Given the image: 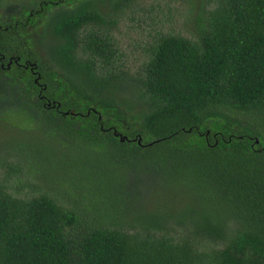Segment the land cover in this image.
<instances>
[{
	"label": "trees",
	"instance_id": "obj_1",
	"mask_svg": "<svg viewBox=\"0 0 264 264\" xmlns=\"http://www.w3.org/2000/svg\"><path fill=\"white\" fill-rule=\"evenodd\" d=\"M137 1L0 4V106L54 128L21 145L59 193L0 183V264H264V0H184L188 37L118 74Z\"/></svg>",
	"mask_w": 264,
	"mask_h": 264
},
{
	"label": "rangeland",
	"instance_id": "obj_2",
	"mask_svg": "<svg viewBox=\"0 0 264 264\" xmlns=\"http://www.w3.org/2000/svg\"><path fill=\"white\" fill-rule=\"evenodd\" d=\"M5 2L6 0H0V4ZM187 8L184 0H138L130 9L122 11L116 19L115 26L110 30L116 49L112 69L118 74L139 73L149 57L153 42L160 34L188 37L193 17ZM42 51L45 57L51 58L43 47ZM116 85L118 94L121 93V86L122 90L125 89L124 95L127 94V82L120 80ZM1 107L0 183L7 191L18 196L36 195L43 191L42 189H46L48 194L59 195L55 187L42 185L39 178L43 170L42 165L36 167L38 177L32 172L28 173L27 168L32 165L29 164L27 152L21 145L25 139L30 152L34 144L39 145L42 140L46 143L48 141L57 143L54 128L39 121H28L29 118L24 113L18 112L20 116L22 114L25 117V120L21 121L22 118L19 115H9L4 111V107ZM248 119L254 121L251 116H248ZM255 126L260 129L256 123ZM58 203L61 204L60 201Z\"/></svg>",
	"mask_w": 264,
	"mask_h": 264
},
{
	"label": "flooded vegetation",
	"instance_id": "obj_3",
	"mask_svg": "<svg viewBox=\"0 0 264 264\" xmlns=\"http://www.w3.org/2000/svg\"><path fill=\"white\" fill-rule=\"evenodd\" d=\"M12 59V57H8L5 61H4V57L3 56H0V61H2V62H0V66H2L4 63H5V67H9V65L11 64V63H14V61H13V59ZM13 61V62H12ZM4 62V63H3ZM18 65H21L22 64V66H23V68H24V70L25 69H29L30 71H31V73L32 72H34V70L32 69L34 66H31V64L32 63H27L26 62V60H24L21 64L20 63H17ZM46 101L45 100H43V103H45Z\"/></svg>",
	"mask_w": 264,
	"mask_h": 264
},
{
	"label": "water",
	"instance_id": "obj_4",
	"mask_svg": "<svg viewBox=\"0 0 264 264\" xmlns=\"http://www.w3.org/2000/svg\"><path fill=\"white\" fill-rule=\"evenodd\" d=\"M62 114L66 115L67 114V111L62 112ZM112 133H113V135H115L116 137H118V140L119 141H122L123 140V137L119 133L115 132L114 130H113ZM135 141H136L137 144H139L140 143V138L137 137Z\"/></svg>",
	"mask_w": 264,
	"mask_h": 264
}]
</instances>
